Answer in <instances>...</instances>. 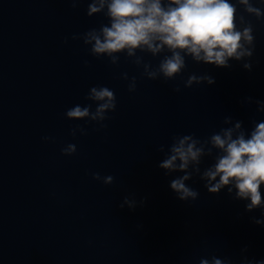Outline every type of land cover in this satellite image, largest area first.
I'll use <instances>...</instances> for the list:
<instances>
[{"label":"water","instance_id":"obj_1","mask_svg":"<svg viewBox=\"0 0 264 264\" xmlns=\"http://www.w3.org/2000/svg\"><path fill=\"white\" fill-rule=\"evenodd\" d=\"M72 2L0 0V264H185L210 251L236 256L244 244L264 256V228L249 221L241 203L208 193L195 177L189 183L198 199L180 201L156 166L158 146L175 133L206 136L225 115L247 124L255 106L240 100L264 98V22L245 14L258 31L251 72L238 64H190L211 71L216 83L181 84L176 92L178 80L143 77L132 58L121 56L115 66L90 55L72 34L106 18L86 15L89 0L75 8ZM252 2L264 8V0ZM125 71L137 77L134 92L120 78ZM95 84L117 96L99 130L64 115L85 103ZM77 124L87 134L73 137ZM67 143L77 146L72 155L61 152ZM94 172L113 175V183L94 179ZM130 193L148 198L135 210L120 208Z\"/></svg>","mask_w":264,"mask_h":264},{"label":"clouds","instance_id":"obj_2","mask_svg":"<svg viewBox=\"0 0 264 264\" xmlns=\"http://www.w3.org/2000/svg\"><path fill=\"white\" fill-rule=\"evenodd\" d=\"M77 6L78 0H73L72 7ZM97 14L107 22L73 33L71 38L82 40L90 55L107 59L110 65L118 66L123 56L132 58L131 63L142 69L143 77L164 82L178 80L180 83L173 89L176 92L181 91V84L191 88L216 83L211 71L197 72L190 69V64L212 69H231L238 64L251 72L257 63L258 31L245 14L264 22V8L252 0H89L86 15ZM120 78L127 81L129 92L136 90L135 75L129 77L125 71ZM84 100L83 104L67 108L65 117L91 123L98 126L96 130L105 128V121L117 108L115 89L95 84ZM240 103L255 106L247 124L225 115L219 128L206 136L175 133L170 143L158 146L162 158L156 166L170 177L168 187L176 199L189 203L198 199L199 190L189 183H195V177L208 193H224L241 203L243 213L250 214L249 221L264 228V98L248 95ZM77 133L85 135L87 128L77 124L70 129L73 137ZM42 139L54 140L50 136ZM76 151L75 143L61 148L65 155ZM92 176L104 184L114 181L111 174L94 172ZM147 198L137 199L130 193L122 198L119 207L135 210ZM249 249L248 244L242 245L236 256L210 251L185 264H264V256L252 255Z\"/></svg>","mask_w":264,"mask_h":264}]
</instances>
